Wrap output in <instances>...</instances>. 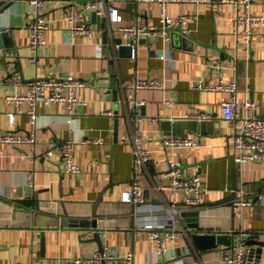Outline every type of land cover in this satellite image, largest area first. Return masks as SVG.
Instances as JSON below:
<instances>
[{"label": "crops", "instance_id": "crops-1", "mask_svg": "<svg viewBox=\"0 0 264 264\" xmlns=\"http://www.w3.org/2000/svg\"><path fill=\"white\" fill-rule=\"evenodd\" d=\"M67 1L45 0L52 28L46 32L47 42L39 49L37 63H31L28 25L33 6L30 0H0V32L7 31L0 43V132L34 128L27 114L17 115L15 124L10 123L8 113L14 107L5 98L25 93L32 80L72 74L90 82L78 90L89 104L77 107L71 116L63 105H39L36 145L0 144V264H60L92 256L102 245L114 256L134 253V264H169L166 255L155 252L156 244L143 230L149 219L160 224L156 217L166 202L177 203L183 211L200 210L199 227L183 223L188 234L169 243L181 258L192 256L197 264H225L226 245L201 250L191 238L199 232L232 235L233 244L244 235H258L264 243V202L238 211L232 204L235 193L226 191L238 189L250 198L264 194V159L241 166L235 162L234 133L240 121L226 120L221 112V102L230 94L195 90L191 85L192 81L235 82L239 86L237 98L256 102L255 115L264 118V26L257 28L249 50L232 31V18L243 12L241 5L222 0L172 3L169 14L193 18L187 39L178 33L169 41L160 36L144 37L133 58L129 50L115 51L113 37L122 38L124 43L128 40L117 29L107 32L108 24L114 29L117 24L96 20L91 11L87 20L95 27L94 39L73 38L64 7ZM77 1L83 8V0ZM114 2L124 25L138 18L161 24L157 3ZM251 10L264 15V0H252ZM97 44L103 46V56ZM163 55L166 58H161ZM135 75L160 79L166 86L165 90H140L138 96L146 105L137 111L124 102L120 85ZM16 76L22 78L21 83L11 81ZM165 99L175 101V105L166 104ZM104 111L113 114L105 115ZM193 112L209 118L187 117ZM135 114L143 116L145 146L152 152L142 205L121 199L130 189L133 175L132 146L125 140ZM95 137L103 143L84 142ZM165 137H190L199 143L166 149ZM70 138L76 141L75 160L82 167L81 173H67L58 154L61 143ZM50 150L54 151L52 158L45 156ZM171 160H181L187 173L201 176L207 187L201 195V207H186L180 191L156 188L161 181L169 182L165 174ZM84 219H96V227L71 223ZM254 247L262 249L255 262L264 264V245Z\"/></svg>", "mask_w": 264, "mask_h": 264}, {"label": "built area", "instance_id": "built-area-1", "mask_svg": "<svg viewBox=\"0 0 264 264\" xmlns=\"http://www.w3.org/2000/svg\"><path fill=\"white\" fill-rule=\"evenodd\" d=\"M212 0H135L136 3H157L160 9V25L148 24L138 18L134 23L124 25L123 16L119 8L115 5L114 0H83L84 7L81 8L77 0L66 2L67 22L71 35L74 37L84 36L89 40L94 39L95 27L87 20L88 12L95 13L101 20L108 23L117 24L112 28L108 24L109 31H119L127 43H114L117 52L123 45L127 44L132 48V57L136 58L139 41L142 38H150L160 36L165 41L171 39L173 32H179L183 36H189V25L193 20L191 15L182 14L173 16L168 13V7L172 3L184 2H211ZM252 0H222V3H235L243 7V12L232 18V31L237 37H241L247 49H252V43L257 28L264 26V15L253 14L251 10ZM33 6L32 17L29 22L30 43L29 48L31 63H37L39 49L47 42L46 32L52 28V22L47 17L45 9V0H30ZM64 3V2H62ZM6 31V30H5ZM4 31V32H5ZM98 53L103 54V46L97 44ZM103 56V55H102ZM166 58V55L161 56ZM12 82L21 83L20 76L13 77ZM90 84L89 80L77 77L75 75H58L43 79H34L28 84V89L22 94H8L6 100L10 103L14 110L8 113L9 121L15 124L16 117L19 114L29 115L34 128L26 132H0V144L21 145L32 144L38 142L36 128L38 125V107L40 104L52 105L59 104L66 107L69 115H73L80 106H87L89 100L78 93ZM124 90V102L136 111L146 105L144 99L139 98L140 90L156 89L165 90L164 81L160 79H144L135 75L126 82H121ZM191 85L195 90L202 91H219L230 94L229 98L221 102V112L223 117L229 121H240V125L234 133V160L238 165L248 162H256L264 159V118L255 115L258 104L253 100L247 99L240 101L237 98L239 86L235 82L226 83L221 80L217 84L207 83L205 81H192ZM165 103L174 106L175 101L165 99ZM105 115H112L110 111H104ZM189 118L198 119L200 121L208 119L209 115L205 113L193 112L187 115ZM143 116L136 115L133 117L130 135L125 140L132 146L133 151V175L131 179V187L123 192L122 201L125 203H136L142 205L145 203V176L147 173L148 162L152 159V152L145 146L141 122ZM153 120V119H151ZM84 142L102 144L103 139L99 137L88 138ZM198 141L190 137H165L163 140L166 149H176L180 147H194L198 145ZM76 141L72 138L61 143L58 154L63 160L65 171L67 173L77 174L82 172V167L75 160ZM46 157L52 158L54 151L50 150L45 154ZM165 176L169 180L168 183L161 181L156 188L159 191H180L184 195L183 202L186 207L199 208L202 206L201 195L207 190L202 183L199 174L190 175L186 172L181 160H171ZM34 173L29 174L30 184H33ZM226 191L235 193L232 204L238 211L245 207L264 202V194L258 195L256 198H250L243 191L238 189H227ZM162 213L158 214L159 222L149 219L143 226V230L148 237L156 244L155 252L167 256L169 264H197L194 259L181 258L172 251L169 243H174L182 234H188L182 221V209L177 203L162 204L160 207ZM185 224V223H184ZM223 261L225 264H257L251 259L249 246L240 242L223 249ZM26 264V263H17ZM60 264H134V253H129L125 257L114 256L107 251H99L92 256L78 257L67 259Z\"/></svg>", "mask_w": 264, "mask_h": 264}, {"label": "water", "instance_id": "water-1", "mask_svg": "<svg viewBox=\"0 0 264 264\" xmlns=\"http://www.w3.org/2000/svg\"><path fill=\"white\" fill-rule=\"evenodd\" d=\"M93 17L94 19L96 18V20H100V18L93 13ZM101 24V23H100ZM104 27L106 28V23L103 22ZM107 30V29H106ZM109 32V30L107 31ZM106 32V35H108V33ZM178 33L180 35L179 32H173L172 33V37L174 34ZM7 36V31L1 33L0 32V43L1 40ZM114 39V43H123L124 40L122 38H115ZM184 38L187 39V37L185 36ZM110 50V48H109ZM130 52V56L132 57V48L128 45H123L117 52L118 53H122L123 51H128ZM114 79H116V77H113ZM101 200V196L97 199V203L98 204ZM182 216V221L189 227L197 229L199 227V216H200V210H188V211H182L181 213ZM67 221H64V223H66ZM72 225L75 226H80V227H96L97 225V220L93 219V220H89V219H84V220H73L71 221ZM67 224V223H66ZM192 240L195 242V244L198 246L199 249L207 251L210 249H214L216 248L218 245H226V246H230L233 244V239H232V235H228V234H206V233H195L194 235L192 234ZM240 242H244L249 246V250H250V256L252 260H255V255H260L262 253V249L261 248H256L254 246L256 245H264L263 242L259 241V237L258 235H244L241 239H238L236 241V243H240ZM251 246V247H250ZM101 252H103L104 246L102 245L100 248Z\"/></svg>", "mask_w": 264, "mask_h": 264}]
</instances>
